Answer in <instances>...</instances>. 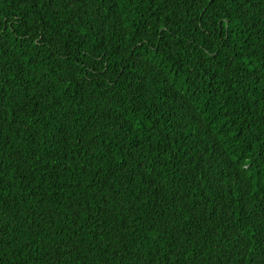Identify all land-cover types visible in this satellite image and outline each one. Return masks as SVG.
<instances>
[{
	"label": "trees",
	"instance_id": "trees-1",
	"mask_svg": "<svg viewBox=\"0 0 264 264\" xmlns=\"http://www.w3.org/2000/svg\"><path fill=\"white\" fill-rule=\"evenodd\" d=\"M258 3L0 0V264H264Z\"/></svg>",
	"mask_w": 264,
	"mask_h": 264
},
{
	"label": "snow or ice",
	"instance_id": "snow-or-ice-1",
	"mask_svg": "<svg viewBox=\"0 0 264 264\" xmlns=\"http://www.w3.org/2000/svg\"><path fill=\"white\" fill-rule=\"evenodd\" d=\"M245 0H240L241 4H244ZM248 7L252 6V0H248ZM260 8H264V0H259V3L257 5ZM222 23L227 26L230 25L232 23L231 18L227 19V20H223Z\"/></svg>",
	"mask_w": 264,
	"mask_h": 264
}]
</instances>
